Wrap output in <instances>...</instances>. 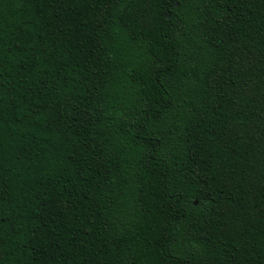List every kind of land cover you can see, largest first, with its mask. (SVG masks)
<instances>
[{"label": "trees", "instance_id": "1", "mask_svg": "<svg viewBox=\"0 0 264 264\" xmlns=\"http://www.w3.org/2000/svg\"><path fill=\"white\" fill-rule=\"evenodd\" d=\"M0 264H264V0H0Z\"/></svg>", "mask_w": 264, "mask_h": 264}, {"label": "water", "instance_id": "2", "mask_svg": "<svg viewBox=\"0 0 264 264\" xmlns=\"http://www.w3.org/2000/svg\"><path fill=\"white\" fill-rule=\"evenodd\" d=\"M169 15H167V17H168Z\"/></svg>", "mask_w": 264, "mask_h": 264}]
</instances>
